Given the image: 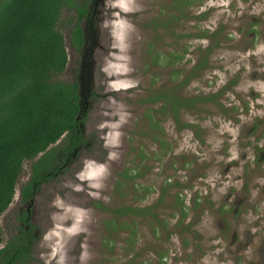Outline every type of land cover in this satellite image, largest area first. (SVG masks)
Returning a JSON list of instances; mask_svg holds the SVG:
<instances>
[{"label": "rangeland", "instance_id": "rangeland-1", "mask_svg": "<svg viewBox=\"0 0 264 264\" xmlns=\"http://www.w3.org/2000/svg\"><path fill=\"white\" fill-rule=\"evenodd\" d=\"M77 1L79 5L87 2ZM207 1L215 6L212 19L198 21L194 18L197 4L186 7L181 13L175 3L177 0H105L97 29L100 43L94 40L90 45L97 64L91 77L93 95L89 99L85 122L86 136L91 143L74 169H69L64 176L49 182L41 190L37 212L40 223L36 222L41 235L31 264H210L211 253L207 249H188L186 257L180 234L173 229L175 216L171 215L170 197L164 208L166 211L160 214L162 217L157 216V212L150 219L140 217L131 221L128 216L117 217L114 213L120 207L145 205L149 202L146 198H157L160 184L168 182L169 177L160 171L163 170L159 162L162 152L153 140L154 129L148 133L147 116L159 112L160 100L149 103L146 99L177 86L175 71L182 70L179 82L188 80L178 89L183 96L214 94L218 97L219 103L207 106L210 119L201 120L204 124L215 126L220 120L217 114L227 110L225 103L228 104L226 101L231 95L223 90L227 82L224 75L230 72L229 79L233 80V73L239 66L245 73L244 80L235 86L238 97L235 94L232 96L234 100L238 99L236 107L245 113L249 108V114L254 116H264V71L259 69L264 58V46L251 47L254 40L245 42L246 39L237 38L231 43L219 45L209 55L211 71L203 73L200 78L191 76L193 64L197 60L202 63L203 55H206L197 52L196 34L210 32L206 30L210 26L217 29L220 22L227 24L224 29L231 30L234 35L240 27L249 29V24L234 17L233 6L230 8L232 2L241 0ZM258 1L263 3H258L259 8L252 10V16L257 17L264 8V0ZM77 19L76 11L63 10L58 24L64 37L68 64L55 80L64 84L74 82L80 74L81 54L73 46L71 38ZM197 22L201 23V29L196 28ZM95 44H100L102 50L99 45L94 48ZM210 44L211 40H206L205 47ZM243 47L256 49L255 55H249ZM258 49L261 51L258 52ZM242 51L244 56L240 55ZM175 54L185 56L181 65L179 61L175 62ZM240 56L243 58L240 62L232 60ZM170 61L174 64L169 65ZM257 63L258 71L254 66ZM216 75L218 78L213 80ZM252 92L262 99V104L257 105V101L250 97ZM153 119L158 122L159 117ZM227 128L223 124L213 128L210 141L214 150L223 144L221 134ZM170 135L173 139L178 137L173 133ZM186 140L179 143L184 153L199 158L206 156L199 146L188 144ZM38 159L23 165L14 201L0 218L3 235L5 231L8 236L12 233L10 220L18 211L16 205L20 190L30 180L32 163ZM179 170L175 167L172 173L175 175L176 171L179 174ZM125 172L134 176L135 182L123 178ZM186 172L182 170V179L186 177ZM176 178V175L171 178L172 184ZM174 192L175 187L169 190V193ZM162 222L166 224L165 230L159 227ZM114 226L118 227L116 231Z\"/></svg>", "mask_w": 264, "mask_h": 264}, {"label": "flooded vegetation", "instance_id": "flooded-vegetation-1", "mask_svg": "<svg viewBox=\"0 0 264 264\" xmlns=\"http://www.w3.org/2000/svg\"><path fill=\"white\" fill-rule=\"evenodd\" d=\"M247 1L232 2L230 8L233 6L231 10L234 17L238 18L240 22L244 20L243 23L249 24V29L240 27L238 33L234 35L231 30L224 29L227 24L220 22L219 28L215 29L210 26L206 29L210 32L203 31V33L195 35L198 43V54L204 53L206 55H203L202 60L204 61L202 63H200L201 60H197L193 64L192 77L200 78L203 73L206 74L211 71L210 53L219 45L223 46V44L231 43L237 38H243L246 39L245 42L254 40L251 47L264 46V8L257 17L252 16V10L259 8L258 3L263 2L258 0ZM88 4L86 18L82 21L85 42L79 51L81 68L76 80L79 83V91L82 85L87 89L82 103L87 101L89 107V99L93 95L90 82H92L91 77L93 78L97 66L94 50L92 51L90 45L93 44L92 41L94 40L95 43L96 41L100 43L97 39L99 36L97 29L100 27L99 23H101L105 0H89ZM194 4H197L194 15L196 20L212 19L215 6L211 2L197 0L192 5ZM200 9L201 12H199ZM201 26L200 22L196 23V28L201 29ZM208 39L211 40V44L209 47H205V42ZM97 45L102 50L103 47L100 44H95L94 48ZM244 47L243 51H247L248 49ZM243 51L240 54L242 56H244ZM255 51L256 49L251 48L248 50V54L255 55ZM259 51L261 50L258 49ZM252 58L255 57L252 56ZM175 59V62L179 61L181 65L185 56L175 54ZM232 60L240 62L243 58L240 56L239 59L235 57ZM261 61L259 69L264 71V58ZM168 64L173 65L174 62L170 61ZM254 66L258 71V63ZM239 67L233 73V80L229 79L230 72H225L224 75L227 82L224 83L223 90H225L224 92L228 91L231 95L226 101L229 106L225 103L227 110L217 114L220 117L219 123H213L215 126L227 125L228 128L221 134L223 144L215 150L210 141L211 132L215 126L210 127L201 120L210 119L207 106L219 103L218 97H214V94L196 97L183 96L178 89L180 85L184 86L188 80L179 82L182 70L174 72L176 77L178 76L177 86L161 91L159 112L147 116L149 118L148 133L154 129L153 140L159 145L162 152V155L159 156V162L163 170L160 169V171H163L169 179L168 182L165 183L164 181L160 184L157 198L150 199L147 197L149 202L145 205L134 204L130 206L145 209L143 216L132 214L128 216L131 221H136L140 217L144 220L150 219L155 217L154 214L157 212L159 213L157 216L162 217L160 214L166 211L164 208L167 206L168 197H170L172 199L169 204L172 211L171 215L175 216L173 229L180 234L182 247L184 246L187 252L186 257L188 256V249H207L211 253L210 264H264V116H254L252 113L249 114V108L248 112L245 113L241 111V108L236 107L238 99L234 100L232 96L235 94L238 97L235 86L240 80H244L243 74L245 73ZM217 78L216 75L213 80ZM250 97L257 101V105L263 103L255 92L250 93ZM81 113L87 115L89 109H86L84 105V110ZM156 116L159 117L158 122L156 119L151 120L152 117ZM170 133L178 137L173 139ZM83 134L85 144L79 149L69 155L56 152L59 155L56 162L58 169L53 171V175H49V179L47 178L40 188L35 187V190L25 197L23 188L30 182L31 178L22 186L16 205L18 211L10 220L12 233L8 236L7 231H5V235L1 234L0 237V243L2 242L0 260L10 252L9 247H12L15 240L18 241V244H25L24 239L27 237V233L32 232L35 241L30 243L31 260L27 264L34 262V248L41 235L37 225L40 223V219L39 222L37 220V212L40 208L41 190L49 182L64 176L69 169H74L80 162V156L91 143L86 136L85 127ZM185 138L187 139L186 143L195 144V147L196 145L199 146L201 151H205L206 156L199 158L188 152L184 153L183 148H179V143L183 142ZM67 141V137L64 136L55 148L65 145ZM175 167H179L180 173L176 174L175 171L177 178L172 184L171 178L175 177L172 171ZM182 170L187 171L184 179L181 176ZM133 180L135 177L132 179V182H135ZM173 187L176 188V192L169 193ZM147 188L151 190V188ZM142 202L144 203L145 199ZM159 227L163 230L167 228L165 222L160 223ZM133 234L134 232L131 231V235ZM15 252V247H12L11 253ZM21 259H18L16 264H21ZM161 264L164 263L161 262Z\"/></svg>", "mask_w": 264, "mask_h": 264}, {"label": "trees", "instance_id": "trees-1", "mask_svg": "<svg viewBox=\"0 0 264 264\" xmlns=\"http://www.w3.org/2000/svg\"><path fill=\"white\" fill-rule=\"evenodd\" d=\"M88 1L79 5L77 0H0V218L14 201L25 162L39 158L32 163L31 180L23 188L27 197L58 169L56 152L69 155L85 144L83 129L88 114L81 113L84 104L79 83L64 84L55 79L68 64L64 37L58 29L62 11L78 13L71 38L81 51ZM196 1L175 3L183 13ZM159 100L160 96H150L146 102ZM64 135L67 143L50 149ZM126 173L123 178L134 179ZM144 211L124 206L114 213L117 217L143 216ZM27 234L25 244L15 240L12 247L16 252L11 253L10 246L0 264H16L20 258L21 264H27L31 260L30 243L35 239L32 232Z\"/></svg>", "mask_w": 264, "mask_h": 264}, {"label": "water", "instance_id": "water-1", "mask_svg": "<svg viewBox=\"0 0 264 264\" xmlns=\"http://www.w3.org/2000/svg\"><path fill=\"white\" fill-rule=\"evenodd\" d=\"M86 92H87V89L84 87V85H82V87H80V91H79V95H80V97H81L82 100H84V97H85V95H86ZM83 104L86 106V109L89 108V107H88V102H87V101H85ZM81 118H82V117L80 116V117L78 118V120L81 119ZM11 205H12V204H11Z\"/></svg>", "mask_w": 264, "mask_h": 264}, {"label": "bare ground", "instance_id": "bare-ground-1", "mask_svg": "<svg viewBox=\"0 0 264 264\" xmlns=\"http://www.w3.org/2000/svg\"><path fill=\"white\" fill-rule=\"evenodd\" d=\"M116 11V10H115ZM129 13V12H128ZM123 27V26H122ZM129 34V33H128ZM121 62V61H120ZM123 77V76H122Z\"/></svg>", "mask_w": 264, "mask_h": 264}]
</instances>
